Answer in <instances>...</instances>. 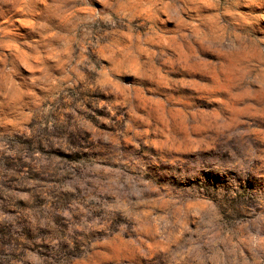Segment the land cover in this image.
<instances>
[{"label": "rangeland", "instance_id": "rangeland-1", "mask_svg": "<svg viewBox=\"0 0 264 264\" xmlns=\"http://www.w3.org/2000/svg\"><path fill=\"white\" fill-rule=\"evenodd\" d=\"M53 3L54 0H49V4ZM89 3L96 11L112 15L111 9L99 3V0H89ZM228 8V0H219V6L211 8L196 7L191 0L188 3L185 0H173L171 5L167 0L163 3L144 0L142 6L131 2L126 5V11L138 14L131 19L124 17V30H127L128 25L131 26L133 35L143 41L144 51L139 53L140 61L152 65L151 71L140 70V76L149 75L153 80L146 84L139 77H116L120 84L133 85L137 89V95L132 101L135 116L125 108L122 112L117 111V115L113 117L117 123L112 126L100 125L95 119L93 123L113 135L125 132V137H119L121 143L126 144V138L131 137L141 144L142 151L128 147L119 154H102L94 151L88 140H76L63 134L55 137L60 141V150L50 151L45 147L44 139H25L22 131L25 126H35V119L26 125L20 123L23 115L33 110L35 105L28 98H24L25 102L18 105L15 99L0 96V101L4 102L0 106V139L11 148L27 153L40 152L44 162L56 173L41 175L35 171V165L22 157L0 160V213L15 217L17 225L27 224L30 217H35L38 221L48 220L64 235L67 234V226L53 216V211L60 206L71 210L76 201L81 202L80 206L84 208L93 205L91 217L73 215V221L80 223L87 219L89 224L93 220L107 222L108 228L82 233V239L68 236L75 247V252L69 255L72 264L77 261L80 264H129L134 259L136 250L127 242L136 240L137 237L122 230L124 218H109L100 204L89 199L96 197L102 202L112 204L117 198L126 195V202L135 201V196L131 195L134 186H146V199L159 197L168 200L185 192L209 193L207 196L190 199L193 210L205 200L211 199L217 205L222 226L232 229L246 223L250 212L264 206V180H258L251 173L246 180L235 173L223 175L221 173L224 169L220 163L215 165L218 170H214L207 165L202 166L192 156L207 151L210 145L219 142L228 132H245V139L250 138V141L255 142L253 147L264 144V94H260V84L252 82L253 77L260 75L259 68H254L253 65L259 64L260 68H264V63L256 58L259 50L264 49V21L257 23L253 20L251 25L242 30L238 25H232L227 15L217 16L218 11L225 12ZM54 10L49 9V12ZM235 10L246 14L249 12L247 8ZM35 11L30 17L14 9L0 13V28L11 29L13 32L5 37V41L9 44L15 43L22 49L17 58L8 63L2 80L4 90H11L13 95L16 94L17 86L21 91L27 90L26 82L31 75L20 63L29 54V49L21 43L20 34L27 35L28 30L21 28L19 21L30 18L37 20L38 24L48 22L47 17L40 19ZM257 14V11L251 12L252 16ZM225 24L228 25L227 30L224 29ZM233 28L246 38L243 45L236 42L235 50L221 40L222 35L227 39L226 31ZM100 31L106 33L114 29L101 24ZM34 35L36 39H40L39 32ZM106 43L107 39L101 40V44ZM149 53L157 55L149 60ZM108 54L109 50L103 52L105 56ZM95 56L96 53H92L89 58L94 59ZM101 63L109 66L107 60L101 59ZM131 66L136 69L134 62ZM4 67L0 64V68ZM33 90L38 95L42 94L39 89ZM248 92L256 95H248ZM74 97L75 94L71 91L68 97L62 95L57 113L61 109L74 107L78 102ZM85 106L92 107L90 103ZM50 115L53 119H59L56 113ZM70 117L71 114L68 113L65 119ZM140 117H145L149 123L143 124ZM224 122L230 127L220 133L217 127ZM128 123L145 135L133 136L126 132L125 126ZM144 140L153 142L151 148L144 145ZM242 159L238 157L228 166L232 167ZM177 160L182 165L189 164L193 170L188 171L182 167L179 171L168 165L175 164ZM230 175L235 176L236 182L240 184L235 198L228 196L231 187L229 180L232 179ZM177 176L189 178L180 180ZM112 179L116 183L111 186L112 195L107 196L101 189L108 187L107 181ZM73 181L75 183L72 186L76 188L74 193L63 189L54 192L51 187H43ZM81 181L84 187L80 186ZM28 182H36L41 186L35 189L31 202L19 198L22 193H33V189L25 187ZM45 192L47 196L44 195ZM85 200L88 204H83ZM133 210L150 209L133 207ZM192 219L190 216L189 226L194 228ZM76 231L80 233L79 229ZM32 239L27 228L14 231L11 224H0V241H15L19 244ZM140 247L148 251L145 245L141 244ZM162 256L163 254L158 253L154 259L159 264H165ZM136 258L139 259L138 255ZM140 264H143L142 259Z\"/></svg>", "mask_w": 264, "mask_h": 264}, {"label": "clouds", "instance_id": "clouds-1", "mask_svg": "<svg viewBox=\"0 0 264 264\" xmlns=\"http://www.w3.org/2000/svg\"><path fill=\"white\" fill-rule=\"evenodd\" d=\"M129 2L142 6L144 0H99V3L111 9L112 15L96 11L89 0H54L53 4H49V0H0V13L14 9L30 17L38 9L35 14L40 19L48 18L47 23L39 24L37 20L30 18L19 21L21 28L28 30L27 35L20 34L21 43L29 49V54H26L20 63L31 75L26 82L27 90L21 91L17 86L15 95L11 90H4L2 80L8 63L15 60L22 49L15 43L9 44L5 41V37L13 34L11 29L0 28V64L5 66L0 68V96L15 99L18 105L25 102L24 98H28V101L35 105L33 110L23 115L20 122L26 125L33 119L36 121L34 127L23 128L25 139H44L45 147L50 151L60 150V141L55 137L61 134L76 140L86 139L94 151L102 154H119L128 147L142 151L141 144L131 137L126 138V144L121 143L119 137H125V132L113 135L93 123L95 119L100 125L112 126L117 123L113 119L117 111L122 112L125 108L132 111V101L137 95V89L133 85L120 84L116 77H139L146 84L153 80L149 75L140 76V70L152 69L150 63H142L139 59V53L144 51L143 41L133 35L130 25L124 30V17L131 19L138 14L125 10ZM152 2L163 3L164 0ZM188 2L189 0H185V3ZM167 3L171 5L173 0H167ZM191 3L196 7L219 6V0H191ZM228 5L229 8L225 12L218 11L217 16L227 15L230 17V23L238 25L242 30L251 25L253 20L257 23L264 21V14H261L264 13V0H228ZM236 8H247L249 12L246 14L236 11ZM49 9L55 10L49 12ZM252 11H257L258 14L252 16ZM101 24L110 26L114 31H100ZM224 29H228L227 24ZM37 32L40 39H36L34 35ZM226 35L227 39L221 36L222 43L233 50L237 41L241 45L246 43V38L240 36L235 28L226 31ZM102 39H107L108 43L101 44ZM105 50H109L107 56L103 55ZM92 53H96L94 59L89 58ZM156 55L149 53V60ZM256 58L264 63V49L259 50ZM101 59L109 61V66L102 64ZM133 62L136 65L135 70L131 66ZM253 67L259 68L260 75L253 77L252 82L259 83L260 94H264V68H260L259 64ZM81 84L83 87L78 88ZM33 89L41 90L42 94L38 95ZM69 91L75 94L74 98L78 102L74 107L61 109L57 113L59 98L62 95L68 97ZM247 94L256 95L253 92ZM90 97L92 99H89ZM3 103L0 101V106ZM88 103L92 105L91 108L85 106ZM50 113H56L59 119H53ZM68 113L71 117L65 119ZM132 115L135 116L134 111ZM122 119L121 116L120 120ZM139 119L143 124L149 123L145 117ZM125 127L126 132L132 133L133 136L145 135L133 128L131 123ZM229 127L226 122L220 123L217 131L224 133ZM246 135L243 131L228 132L219 142L210 145L207 151L192 154L193 159H198L202 166L207 165L214 170H218L215 165L220 163L224 169L221 173L223 175L235 173L246 180L251 173L258 180H264V167H261L264 165V144H256V147H253L255 142L250 141V138L245 139ZM143 143L151 148L153 142L144 140ZM17 157L35 165V171L41 175L56 174L44 162L40 152L27 153L18 148H11L0 139V160ZM238 157L243 159L229 167V163ZM168 165L179 171L182 167L188 171L193 170L187 163L182 165L180 160ZM230 176L232 179L229 180L231 187L228 196L235 198L240 184L236 182L235 176ZM177 178L185 180L189 177ZM73 183L75 181L43 187H51L54 192L63 189L74 193L76 188L72 186ZM115 183V179L107 181L108 187L102 188L101 191L111 196V186ZM80 186H85L83 181ZM25 187L33 189V193H22L19 198L31 202L35 189L41 186L36 182H28ZM44 195L47 196V193ZM131 195L135 196V201L126 202L127 196L122 195L112 204L89 197L101 205V209L109 218L123 217L122 230L137 237L136 240L127 242L136 250L134 259L129 261V264H140V259L143 264H159V261L154 259L158 253L163 254L161 258L165 259V264H169V258L171 264H264V206L250 212L246 223L228 229L227 226H222L217 205L211 199L205 200L193 210L190 199L207 196L209 193L185 192L178 193L177 198L168 200L159 197L146 199V186H134ZM80 204L81 202L76 201L71 210L60 206L53 211V216L67 226L68 231L64 235L48 220L38 221L35 217H30L27 224L17 225L15 217L0 213V224H11L14 231L27 228L33 237L31 241L24 240L19 244L15 241H0V264H72L69 255L75 252V247L68 236L82 239V233L97 228H108L107 222L93 220L89 224L87 219L80 223L73 221V215H92L93 205L84 208ZM83 204H88V201H83ZM133 207L150 210L135 211ZM190 216L193 217L191 223L195 225L194 228L189 226ZM77 229L80 233H77ZM141 244L145 245L148 251L141 248ZM137 255L139 259L136 258ZM76 264L80 262L77 261Z\"/></svg>", "mask_w": 264, "mask_h": 264}]
</instances>
